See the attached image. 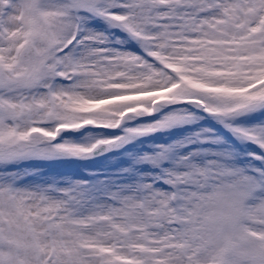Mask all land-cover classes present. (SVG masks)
Masks as SVG:
<instances>
[{"label":"snow or ice","instance_id":"obj_1","mask_svg":"<svg viewBox=\"0 0 264 264\" xmlns=\"http://www.w3.org/2000/svg\"><path fill=\"white\" fill-rule=\"evenodd\" d=\"M0 264H264V0H0Z\"/></svg>","mask_w":264,"mask_h":264},{"label":"rangeland","instance_id":"obj_2","mask_svg":"<svg viewBox=\"0 0 264 264\" xmlns=\"http://www.w3.org/2000/svg\"><path fill=\"white\" fill-rule=\"evenodd\" d=\"M54 170L62 172L67 175H72V174H75L81 171V169H79L76 165H73V164L60 165V166H57Z\"/></svg>","mask_w":264,"mask_h":264}]
</instances>
